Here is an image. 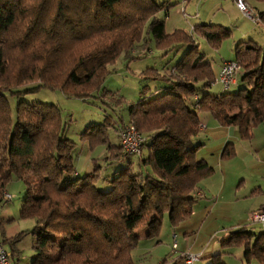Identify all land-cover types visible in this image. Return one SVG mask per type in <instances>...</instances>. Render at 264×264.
Wrapping results in <instances>:
<instances>
[{
  "label": "trees",
  "instance_id": "obj_1",
  "mask_svg": "<svg viewBox=\"0 0 264 264\" xmlns=\"http://www.w3.org/2000/svg\"><path fill=\"white\" fill-rule=\"evenodd\" d=\"M169 2L0 0V207L9 182L21 181L25 197L19 215L34 221L30 264H137L132 251L139 230L154 237L163 213L172 224L187 217L198 199L197 181L212 172L194 158L193 142L200 131L194 110L208 111L220 126L235 127L241 140L264 123V48L251 40L237 43L234 61L241 87L210 94L214 73L199 44L216 49L230 30L201 23L187 33L166 34ZM257 15L256 24L264 29V12ZM151 43L162 55L182 51L171 66L140 73V94L154 81L165 84L162 94L132 103L104 96L100 91L109 67L122 57H144ZM30 82H36L32 89H21ZM37 89L82 100L92 97L107 108L121 103L127 123L144 138L141 155L127 156L120 142H110L109 129L119 139L127 124L121 116L115 127L108 120L90 124L79 134V144L90 151L105 146L106 152L101 163L91 159L92 172L74 175L79 148L65 136L55 105L18 101L11 118L7 96ZM234 155L232 144L221 153L224 159ZM119 160L125 167L103 178L104 168ZM97 182L105 183L106 191L97 190ZM236 234L244 262L264 264V232L252 244L243 240L253 233L241 228ZM22 235L5 241L15 244ZM178 263L177 258L172 264ZM207 264L225 263L215 254Z\"/></svg>",
  "mask_w": 264,
  "mask_h": 264
},
{
  "label": "rangeland",
  "instance_id": "obj_2",
  "mask_svg": "<svg viewBox=\"0 0 264 264\" xmlns=\"http://www.w3.org/2000/svg\"><path fill=\"white\" fill-rule=\"evenodd\" d=\"M158 1H170L169 3L173 4L165 19L166 34L175 30H182L187 33L190 27H195L202 22L220 25L230 30V36L224 39L216 49L208 47L203 41H200L199 44V51L206 54L214 73L212 86L207 89L210 94L215 95L220 92L221 85L215 83L219 74L220 63L223 60H234V48L237 43L251 40L264 48V29L255 26L252 20L245 17L238 10L235 11L230 8V4L228 5L225 0ZM253 29H256L255 32L258 36L248 37L247 34ZM181 55L182 51L162 55L161 52L153 49V43H151L150 52L142 58L131 61H125L123 57L117 59L109 67V73L105 77L100 92H104V96L114 94L116 99L121 100L123 98L125 102L129 103L141 98L150 100L157 97L162 94L160 87L165 86V84L161 81L150 82L146 91L140 94V88L144 85L140 73L150 67L159 69L166 64L171 66ZM240 74L241 72L238 70L234 75L237 86L225 91L234 93L241 87ZM35 84L36 82H30L21 89H30ZM7 99L11 108L12 120L15 119V109L18 101H24L28 104L55 105L60 112L65 136L71 141L72 138L77 137V140L74 139L73 142L77 143L79 150L83 149V152L88 153L91 159L98 158L97 161L99 162L97 163L102 162L101 151L106 149L105 146H98L90 151L88 147L79 144V134L88 125L103 123L106 120L115 127L120 116L127 123V113L124 105L120 106L121 103L114 104L112 107L107 108L103 103L92 97L82 100L64 96L59 91L37 89L24 92L18 96L8 95ZM194 99H196V96H194ZM194 111L201 121L210 120L209 134L207 129L201 131L203 126H199L200 131L194 139L193 146L199 144L201 146L198 147L194 158L197 161H205L213 169V172L200 177L197 181L196 186L204 196L192 203L191 212L187 217L172 224L168 213H163L158 234L154 237H147L145 230H139V241L137 247L132 251V256L137 264H172L177 258L179 259L178 264H183V259L180 256L181 253L186 251L193 255H201L198 261L191 264H207L209 257L217 251L221 253V258L226 264H241L240 258L236 255L238 247L234 244L220 243L219 240L223 237V231L228 234L227 231L230 228L246 220L247 215L245 216V214L249 202L244 201L245 199L242 198L251 192L250 185H254V181H256L255 184L264 182L263 179L255 177L256 173L253 174L252 172V170L261 172L259 169L263 168L260 162H257L256 159L257 161L246 165V158H244L246 151L252 150L251 152H253L264 146V124H260L252 130L251 139L246 140L248 142L238 141L235 127H220L208 111ZM109 134L110 142L114 144L117 138L112 128L109 129ZM228 143L234 145L236 155L230 160H221L220 154ZM234 143H237V145ZM81 150L78 154L81 152L82 155ZM123 165H125L124 162L119 164L117 161L112 164L109 163V166H106L107 175L112 174L115 167L121 168ZM147 169L149 170V167ZM95 187L99 191H106L104 190L105 187H101L99 182L95 184ZM7 192L12 196V199L3 203L0 208L4 209V214L9 221L5 224L6 219L0 217V230L4 228L9 236L17 235L23 230V235L18 241H14L15 244H10L2 238H0V242L12 253V264H17V262L18 264H30L34 255L30 233L34 228V221L28 218H20L19 215L25 197L24 184L19 180H11L7 186ZM199 193L197 191L195 196H198ZM252 231L256 233L257 237H260V229L257 227L252 228ZM229 237L230 235L227 236L228 239ZM174 243L176 247L172 248ZM255 261L256 259H253L252 263Z\"/></svg>",
  "mask_w": 264,
  "mask_h": 264
},
{
  "label": "crops",
  "instance_id": "obj_3",
  "mask_svg": "<svg viewBox=\"0 0 264 264\" xmlns=\"http://www.w3.org/2000/svg\"><path fill=\"white\" fill-rule=\"evenodd\" d=\"M225 1H227V3H228V5L230 6V8H232L233 10H237L236 8H235V6H234V3H233V0H225ZM245 1V3L247 4V6L251 9V11L252 12H254V13H262V12H264V0H244ZM183 2H185V1H183ZM182 2V3H183ZM184 8V7H183ZM182 12H183V10H182ZM196 16V15H195ZM198 17H199V14H198ZM202 23H205V22H202ZM201 24V23H200ZM206 24V23H205ZM255 26H259V25H257L256 23H255ZM192 29V27H190V30ZM164 30H165V27H164ZM189 30V31H190ZM255 30L256 29H253V30H251V32L249 33V34H247V36L248 37H253L254 38V35H257V33L255 32ZM258 36V35H257ZM258 39H259V37H258ZM223 61H226V60H223ZM222 61V62H223ZM222 62L220 63V66H221V64H222ZM220 68V67H219ZM237 86V81H236V78L234 77V79H233V82L229 85V87H228V89H230L231 87H236ZM225 90H224V88H222L221 87V90H220V92H218V93H216V94H221V93H223ZM199 118V117H198ZM199 121H200V126H203V129H201V131H204L205 129H207V132H208V134H209V126H210V120L209 119H207V120H203V121H201L200 120V118H199ZM262 124H264V123H262ZM219 125V124H218ZM260 125V124H259ZM220 126V125H219ZM220 127H223V126H220ZM257 127V126H256ZM223 128H230V127H223ZM231 128H233V127H231ZM254 129V128H253ZM252 129V130H253ZM233 130V129H232ZM236 131H237V129H236ZM233 132H234V130H233ZM115 133V132H114ZM251 134H252V131H251V133H250V137L248 138V139H246V140H250L251 139ZM115 135H116V133H115ZM116 138H117V141L114 143V144H116V145H119V139H118V137H117V135H116ZM73 140L72 141H74V139L75 140H77V137H74V138H72ZM78 140H79V138H78ZM237 140L238 141H246V140H241L240 138H239V136H238V133H237ZM248 141H246V142H248ZM228 144H231V143H228ZM235 145H237V143H234ZM227 145V144H226ZM225 145V146H226ZM201 146V144H199V145H197V148H196V152H197V149H198V147H200ZM224 146V147H225ZM232 146H233V149H234V145L232 144ZM224 149V148H223ZM81 150V149H80ZM79 149H78V152L80 151ZM82 152H83V149L81 150ZM252 150H248V151H246L245 152V156H244V158H246V165H248V164H250V163H252V162H255V161H257V162H260V164H261V167L263 168V169H259V171H261V172H258V170H252V172H253V174L254 173H256V176L255 177H258V178H260V179H263L264 180V146H262L261 147V149H257L256 151H253V152H251ZM78 152L76 153V165H75V174L76 175H81V174H89L90 172H92V170H93V161L91 160V158H90V156H89V154L87 153V154H85L84 152H83V154L81 155V152L78 154ZM102 153H105L106 152V149L105 150H102L101 151ZM196 152H195V154H196ZM234 152H235V150H234ZM222 153V152H221ZM88 155V156H87ZM102 155V154H101ZM236 155V154H235ZM234 155V156H235ZM220 156H221V154H220ZM233 156V157H234ZM233 157H231V158H229V159H227V160H230V159H232ZM221 160H223L224 158H220ZM257 159V160H256ZM198 161H203V160H198ZM120 162H124L123 160H119L118 161V164L120 163ZM203 162H205V161H203ZM125 163V162H124ZM206 163V162H205ZM207 164V163H206ZM126 165V164H125ZM125 165H123V166H121V167H125ZM208 165V164H207ZM116 168H118V167H115V169H114V171L116 170ZM106 170H107V168H104V171H103V173L101 174L102 175V177L104 178L106 175H107V172H106ZM212 172H213V169H212ZM212 172H211V174H212ZM101 177V178H102ZM256 183V181H254V185L252 184V185H250V189H251V192L248 194V195H246V196H243V198L242 199H245L244 201H247V202H249V207L247 208V210H246V214H245V216L247 215V218L245 217V221L244 222H242L241 224H238V225H236V226H234V227H232V228H230V230H228L227 232H228V234L226 233V232H224L223 231V237H222V239L221 240H219V242L220 243H223V244H227V245H231V244H234L235 246H237L238 247V250H236V255L238 256V258H240L239 260L241 261V264L242 263H244V264H246L245 262H244V248H243V245L242 244H238V242L234 239L235 237H237V234H236V232L237 231H240V229L241 228H244L245 229V231L247 232H249V233H253L251 236H248L247 238H248V240L247 239H244L243 240V242L244 243H250V244H252L253 242H254V240H255V235H256V233H254L253 231H252V228H258V229H260L261 231H260V233H262V232H264V229H262L259 225H254V224H251L250 222H249V220H248V214L249 213H251V212H253V211H255V210H257L262 204H263V202H264V182L263 183H257V184H255ZM100 184H101V186L102 187H105V183L103 184V183H101L100 182ZM200 191H199V189H198V193H199ZM202 196H204L201 192L199 193V195H198V198L200 199V198H202ZM256 199H255V198ZM0 217H3L4 219H6V221H5V224H6V222L7 221H9V220H7L8 218H7V216L4 214V209H1L0 208ZM21 232H23V230H21ZM173 235H175V234H173ZM228 235H230V237H229V239L227 238V236ZM14 236V235H13ZM12 235L11 236H9V235H7L6 234V232H5V229L4 228H2L1 230H0V238H2V239H9V238H12L13 237ZM139 237H140V235H139ZM175 238V237H174ZM230 238H233V240L232 241H230L229 242V240H230ZM228 239V240H227ZM227 240V241H226ZM263 241V240H262ZM213 253V252H212ZM215 254H217V255H221V253H219L218 251L217 252H215ZM215 254H213V255H215ZM212 256V255H211ZM201 257V256H200ZM222 259V258H221ZM252 260L253 259H251V261H250V263L249 264H258L256 261L254 262V263H252ZM224 262V261H223ZM225 263V262H224ZM17 264H18V262H17ZM226 264V263H225Z\"/></svg>",
  "mask_w": 264,
  "mask_h": 264
},
{
  "label": "built area",
  "instance_id": "obj_4",
  "mask_svg": "<svg viewBox=\"0 0 264 264\" xmlns=\"http://www.w3.org/2000/svg\"><path fill=\"white\" fill-rule=\"evenodd\" d=\"M236 9L241 12L245 17L252 20L254 23L258 22V15L251 11L244 0H233ZM239 70V65L234 60L223 61L217 79L215 83L221 85L224 90H226L229 85L233 82V77ZM119 142L122 151L127 156L139 157L141 155L142 143L144 142L143 136L136 130L133 124H125L119 131ZM3 200L9 202L12 196L8 192L3 193ZM248 220L251 224L259 225L264 229V202L255 211L248 214ZM175 243L172 248H175ZM200 254L193 255L188 253V251L181 253V258L183 259V264H191L200 259ZM12 253L3 246L0 242V264H12L11 262Z\"/></svg>",
  "mask_w": 264,
  "mask_h": 264
}]
</instances>
